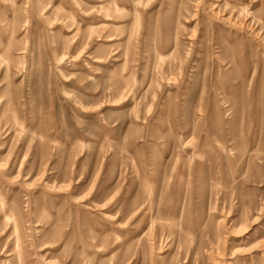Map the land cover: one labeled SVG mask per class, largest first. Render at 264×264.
Returning <instances> with one entry per match:
<instances>
[{
    "label": "rangeland",
    "instance_id": "1",
    "mask_svg": "<svg viewBox=\"0 0 264 264\" xmlns=\"http://www.w3.org/2000/svg\"><path fill=\"white\" fill-rule=\"evenodd\" d=\"M0 264H264V0H0Z\"/></svg>",
    "mask_w": 264,
    "mask_h": 264
},
{
    "label": "bare ground",
    "instance_id": "2",
    "mask_svg": "<svg viewBox=\"0 0 264 264\" xmlns=\"http://www.w3.org/2000/svg\"><path fill=\"white\" fill-rule=\"evenodd\" d=\"M217 12V11H216Z\"/></svg>",
    "mask_w": 264,
    "mask_h": 264
}]
</instances>
